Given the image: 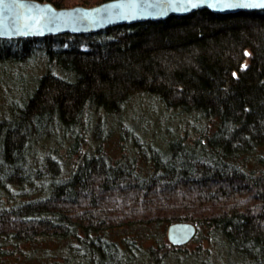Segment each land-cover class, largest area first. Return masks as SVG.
Masks as SVG:
<instances>
[{"label":"trees","instance_id":"1","mask_svg":"<svg viewBox=\"0 0 264 264\" xmlns=\"http://www.w3.org/2000/svg\"><path fill=\"white\" fill-rule=\"evenodd\" d=\"M36 54L35 88L0 118V264H167L187 244L165 240L176 221L207 242L182 255L193 264L211 249L214 264H264V9L0 38V60ZM141 94L177 128L125 129L112 157L103 142L124 139L117 121Z\"/></svg>","mask_w":264,"mask_h":264},{"label":"water","instance_id":"2","mask_svg":"<svg viewBox=\"0 0 264 264\" xmlns=\"http://www.w3.org/2000/svg\"><path fill=\"white\" fill-rule=\"evenodd\" d=\"M255 0H203L195 7L185 0H105L92 6L56 7L48 1L0 0V38L13 39L63 33H93L123 24L186 15L198 9H208L224 15L240 11L264 9L245 7ZM236 4V7H213V4ZM196 234V226L188 221H176L166 228L172 245H184Z\"/></svg>","mask_w":264,"mask_h":264},{"label":"rangeland","instance_id":"3","mask_svg":"<svg viewBox=\"0 0 264 264\" xmlns=\"http://www.w3.org/2000/svg\"><path fill=\"white\" fill-rule=\"evenodd\" d=\"M18 55L19 53L12 57H18ZM11 58L0 60V118L6 115L15 103H19L24 96L33 91L36 77L44 71L45 67L44 58L40 54H36L24 61ZM246 64L247 60L244 61L243 65ZM180 117L174 116L172 113L163 114L159 104L149 96L142 94L135 96L131 98L124 110V119L117 121V124L122 127L124 139L118 141L119 132L117 130L112 131L108 140L103 142L104 149L112 157H120L122 153L127 151V145L130 146L132 141V137L130 134L127 135L125 129H133L134 135L146 140L151 136L159 138L161 135L172 133L177 128L178 122L176 119H180ZM109 123H112V121L107 123V127ZM50 146V143L45 144L44 148L35 146L38 159L47 154ZM60 154L64 158L63 160H66L62 151H60ZM36 167L41 168V165L38 164ZM165 240L169 243L166 232ZM207 247L206 241L199 243L197 239H193L176 255L178 256L176 259H169L167 264H193V257L182 255L193 253L195 248L201 249L200 252L206 251ZM209 255V259L213 264L220 261L213 249H211Z\"/></svg>","mask_w":264,"mask_h":264},{"label":"snow or ice","instance_id":"4","mask_svg":"<svg viewBox=\"0 0 264 264\" xmlns=\"http://www.w3.org/2000/svg\"><path fill=\"white\" fill-rule=\"evenodd\" d=\"M203 2V0H185V3L191 7H195L198 3H201ZM213 7H219V6H222V7H236L238 5L236 4H231V3H225L223 5H218V4H213L212 5ZM242 6H245V7H264V0H255L254 3H246Z\"/></svg>","mask_w":264,"mask_h":264}]
</instances>
